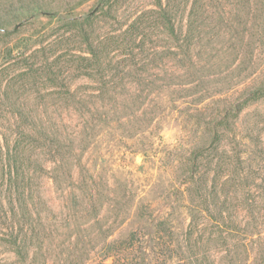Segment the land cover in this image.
I'll return each instance as SVG.
<instances>
[{"label":"trees","instance_id":"16d2710c","mask_svg":"<svg viewBox=\"0 0 264 264\" xmlns=\"http://www.w3.org/2000/svg\"><path fill=\"white\" fill-rule=\"evenodd\" d=\"M9 5L30 19L60 9ZM129 8L103 0L87 15L59 18L85 47L47 72L62 78L61 113L42 123L26 102L12 101L16 133L0 141L3 252L14 254L11 264H264V169L242 155L237 122L249 101L229 102L260 69L264 0H152ZM102 23L99 40L87 25ZM238 60L246 63L239 73ZM181 103L193 109L180 122L200 129L203 143L177 168L183 174L174 167L178 191L144 207L136 174L113 163L116 149L158 161L156 130ZM137 215L156 229L161 249L146 263L135 254L149 233L118 237Z\"/></svg>","mask_w":264,"mask_h":264},{"label":"rangeland","instance_id":"374dc122","mask_svg":"<svg viewBox=\"0 0 264 264\" xmlns=\"http://www.w3.org/2000/svg\"><path fill=\"white\" fill-rule=\"evenodd\" d=\"M30 1L31 3L40 1L45 5L43 6L44 9H52V7L58 9L59 7L60 9L56 11L58 16L41 15L30 19L8 10L10 3L14 5L15 9H18L22 4L27 5ZM101 1L103 0H0V141L2 143L4 139L6 140L5 136H9L12 141L13 134L16 133L14 131L16 128L14 114L17 112V108L11 106L12 101L20 99L26 102L25 107L27 109L24 110L32 116H38L40 120L42 119V123H45V116L49 114L57 116L62 112L59 103L63 92L62 78H59V72H53L51 76L54 78L57 76L55 82V79L50 80L47 72L54 62H61L60 60L64 62L65 60L62 59L64 55L72 61L73 59L69 58L70 56L66 53L79 52L85 47L80 43L81 38H71L70 33H66V28L59 18L69 15H72L71 18L87 15ZM106 1H118L119 5L130 4L129 13L134 12L133 4L135 3L147 4L152 2V0ZM64 9L72 11L71 14H66ZM87 26V29L95 33L94 35L99 40H104L106 33L101 30L105 26L103 23L98 26ZM258 54L262 59L260 69L238 86L234 97H230L229 102L246 103L249 101L237 122L239 137L244 144L242 155L248 163L252 165L258 163L259 167L264 169V86H262L264 82V51L261 52L258 49ZM236 66H238L237 72L239 73L246 66V63L243 64L242 61L238 60ZM40 68H43V72ZM36 69L37 71H35ZM74 81L77 83L75 88L82 82L79 78L74 79ZM249 94L251 98L246 99ZM210 101L212 100H208L207 103ZM192 109V106L187 104L176 105L171 109V116L164 121L162 129L156 130L155 137L157 139L152 152L158 158L161 157L158 161L145 160L142 155L126 152L127 149H116L113 163L128 173L136 174L135 188L138 192L144 191L146 193L144 207L147 203L166 199L170 193L178 191L172 182L174 167L177 177L179 174H183V170L177 168L183 162H188L189 154L196 145L203 143L200 129L193 128L186 120L180 122L183 115ZM172 113L174 114L172 115ZM205 157H202L204 165L201 166V172L207 173L209 167L205 166L207 161ZM260 176H264V172H260ZM155 209H158V206H155ZM138 232L149 233L148 241L150 242L147 241L142 246H138L135 255L143 256L145 263L148 258L145 255H150L151 259L157 258L161 249L157 238L155 239L156 229L149 227L143 216L137 215L131 218V221L118 237L121 242H126ZM1 243L0 239L1 264H11L12 259L10 257H13L14 254L3 252L4 248ZM89 256L93 260L100 257V255H86V258ZM4 257H8L6 262ZM111 262L107 261L106 264H111ZM134 263H143V261L139 259Z\"/></svg>","mask_w":264,"mask_h":264}]
</instances>
